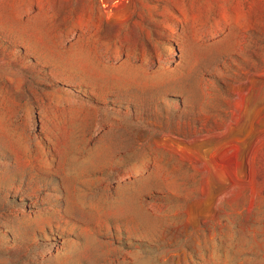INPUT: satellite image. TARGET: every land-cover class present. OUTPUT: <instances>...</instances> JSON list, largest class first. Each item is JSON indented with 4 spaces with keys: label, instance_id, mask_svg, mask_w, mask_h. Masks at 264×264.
Instances as JSON below:
<instances>
[{
    "label": "rangeland",
    "instance_id": "1",
    "mask_svg": "<svg viewBox=\"0 0 264 264\" xmlns=\"http://www.w3.org/2000/svg\"><path fill=\"white\" fill-rule=\"evenodd\" d=\"M0 264H264V0H0Z\"/></svg>",
    "mask_w": 264,
    "mask_h": 264
},
{
    "label": "built area",
    "instance_id": "2",
    "mask_svg": "<svg viewBox=\"0 0 264 264\" xmlns=\"http://www.w3.org/2000/svg\"><path fill=\"white\" fill-rule=\"evenodd\" d=\"M111 1L114 4H121V3L125 2L126 0H111Z\"/></svg>",
    "mask_w": 264,
    "mask_h": 264
}]
</instances>
